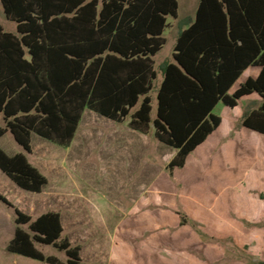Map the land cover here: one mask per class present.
<instances>
[{"label":"trees","instance_id":"1","mask_svg":"<svg viewBox=\"0 0 264 264\" xmlns=\"http://www.w3.org/2000/svg\"><path fill=\"white\" fill-rule=\"evenodd\" d=\"M1 1L17 33L0 24V138L10 131L29 153L33 133L69 147L90 109L119 123L129 118L141 133L154 126L156 138L177 150L168 165L173 174L220 125L222 118L213 113L219 102L235 107L253 92L264 99V0H200L195 19L179 32L173 60L160 65L155 118L154 56L166 43L168 16H178V0ZM252 65L262 67L260 75L230 95ZM242 124L264 134V101L245 112ZM0 168L27 191L41 192L48 183L23 153L9 155L0 147ZM0 200L13 206L1 194ZM15 212L10 251L51 264H89L81 247L63 238L59 212L36 219ZM181 221L204 235L196 222L185 216ZM36 243L65 252L66 263Z\"/></svg>","mask_w":264,"mask_h":264},{"label":"rangeland","instance_id":"2","mask_svg":"<svg viewBox=\"0 0 264 264\" xmlns=\"http://www.w3.org/2000/svg\"><path fill=\"white\" fill-rule=\"evenodd\" d=\"M178 1L179 17L184 15L183 10L190 11L197 2V0ZM0 23L7 31L16 32V23L7 19L1 0ZM177 30V23L173 21V27H169L164 34L166 44L155 58L156 70L159 73L151 92L153 118L157 116L158 109L157 89L161 81L159 66L165 60L173 58ZM245 104L246 102H243L242 107ZM223 108L224 105L221 103L215 113L226 116ZM132 111L134 112L135 109ZM240 124L242 125L241 122ZM240 124L237 127L241 126ZM89 128L98 137L86 139L85 135L89 132ZM154 130L152 126L151 131L154 132ZM124 132L121 124L86 109L76 141L70 148L61 147L35 135L32 144L36 153L29 156L15 143L13 136L9 133L3 139L2 145L8 143L10 149L23 151L36 167H40V171L52 184L56 181H65L66 184L72 181L77 186L78 196L82 194L96 202L98 213L93 214L94 221L89 222V227H92L91 232H94V236L89 238L90 242L99 243L106 256H111L110 250L114 243L117 244L118 256L123 258L120 264H158L157 259L164 261L167 253L161 234L166 227L173 233L181 231L174 239L182 241L185 245L183 249L188 253V264H258L264 261V222L248 220L244 211L248 205H252V210H255L259 198L264 199L263 188H238L236 194L235 191L230 194L228 188L214 186L216 177H210L206 186L201 189H196L191 184L185 185L184 180L169 174L166 160L172 148L164 144H162V150L157 152L156 172L149 173V170L144 169L150 157H153L152 153L144 158L140 157V161L137 162L133 152L117 154L115 147L106 148L107 143L111 145L114 142L107 141L108 137L122 135ZM100 134L105 135L103 141ZM249 142L248 147L260 149V146L252 140ZM200 152L194 154L192 158H196ZM247 158L248 166L252 170L264 169V146L262 152L254 151ZM152 161L153 159H151V165L154 163ZM244 163V161L240 162L239 166L244 167L246 165ZM192 165L194 166L191 163L188 168L189 172L187 169L178 171V177H185L190 173L197 174ZM154 177H156V189L165 186L164 178H170L171 183L166 184L163 189H158L157 194L160 197L157 202L147 206L142 205L138 213L140 217L135 218L133 203L140 199L141 192L154 193ZM256 181L258 182L257 179ZM10 182L15 185L13 181ZM22 192H25L29 199L32 198L31 200L40 199V195ZM150 196L149 194L148 198ZM20 197L26 198L23 194ZM246 199L251 201L245 203ZM104 216L116 217V220L109 221L110 224L121 223L122 226L124 224L123 234L114 237L99 226L97 227V222ZM182 216L187 217L191 222H196L204 235H200L191 223H182ZM164 219L167 220V225L161 222ZM152 220L155 222L154 225H150ZM23 227L28 229L27 225ZM155 241L157 242L154 243ZM40 249L45 254L56 255L66 260L65 252L58 250L54 245L41 244ZM154 249L157 251H153Z\"/></svg>","mask_w":264,"mask_h":264},{"label":"crops","instance_id":"3","mask_svg":"<svg viewBox=\"0 0 264 264\" xmlns=\"http://www.w3.org/2000/svg\"><path fill=\"white\" fill-rule=\"evenodd\" d=\"M199 3L200 0H197L196 5L193 8H190V11L183 10L184 15L182 17H179V11H178V16L176 18L173 16H168V27L165 29L164 34L169 27H173V21H176L178 30L176 33L177 37H176L175 45L180 30L182 28L187 27L186 25L188 23L187 20L195 19L199 7ZM4 30L7 31L5 28ZM7 32L16 34L17 23H16V32H12V31H7ZM174 50H175V46H174ZM158 53L154 56V60L158 55ZM170 60L172 61L173 58ZM155 67H156V62H155ZM261 71H262L261 66H257V65L249 66L238 78V80L234 83V85L231 87V89L229 90V94L230 95L234 94L237 91V89H239L241 85L244 84L249 78L256 79L260 75ZM160 77H161V81L158 87L160 86L163 80L162 72H160ZM263 101H264L263 97L258 92H253L251 94L242 96L238 100V105L235 107H230L224 104L223 102H219L214 108L213 113L216 114L215 113L216 108L222 103L224 105L223 111L226 114V116L223 115L222 113L216 114L222 118V121L218 126V128L214 130L210 135H208L206 140L202 144H200L192 153H190V155H188L186 163L183 167H176L173 171V174L170 173L169 174L171 176H175L178 179L184 180L185 185L191 184L196 189L204 188L207 182L209 181L210 177L213 178L216 177V185L214 184L216 188L217 187L228 188L230 194H233L234 191L236 194V190L238 188L260 187L264 189V169L258 168L256 171L252 170V168L248 166L249 159L247 158L250 157V155L254 151H256L257 153L262 152V148L264 146V134L255 131L253 129H250L244 126L243 124L242 125L240 124V122L242 123L243 121L245 112H252L254 110H258L261 104L263 103ZM243 102H246L244 107H242ZM85 112L86 110L84 111V114ZM83 118L80 122V125L78 127V130L71 145L69 147H64V148L72 147L74 141H76L75 139L77 138L78 132L82 126ZM129 121L130 119H127L122 123L115 121L116 123L121 124V126H123L125 132L122 135H114L113 137H108L107 141L112 140L114 142L111 145L107 143L106 148L115 147L117 149V154H119V152H126V151L133 152V157L137 160V162L140 161V157L144 158L146 155L148 154L150 155L152 153L153 157L152 158L150 157L149 163L148 165L145 166L144 170L146 169L149 170V173H151V171L156 172L155 159L157 156V152L158 150H162L163 147L162 144L164 145L166 144L159 141L156 138L155 130L154 132L150 131L148 134L141 133L139 131L132 129L129 125ZM238 124H240L241 126L237 127ZM4 126H5V120L3 116H0V127H4ZM8 133L13 136L15 143H17V145L21 147L23 151H25L29 156L35 155L36 153L35 147L34 144L32 143L34 141L35 135L37 134L35 133L32 134V138H31L32 152L29 153L24 149L22 145H20L16 141L14 135L10 131L6 132L0 138V147L9 155H15L18 153L24 154V152L21 150L10 149L8 143H4V145H2V141ZM95 134L92 132V129L89 128V132H87L85 137L86 139H90L97 135ZM99 136L103 141L105 135L100 134ZM251 140L255 144L259 145L260 149L256 150L255 148L248 147L247 144H249L250 143L249 141ZM115 142H117L118 145L117 143L114 144ZM243 142L245 144H243ZM6 148H8L11 151H9ZM171 148L172 150L170 156L166 160V163L168 165L177 154V150L173 147ZM199 152L200 155L198 154L196 158H192L194 154ZM27 158L29 162L33 164L28 156ZM151 159H153L152 162H154L152 165H151ZM243 161L245 162L244 164L246 165L244 167H240L239 163ZM191 163L194 164V166L193 165L192 166L193 169L196 170L195 173L197 174L193 175L190 173V175H186L185 177L183 176L178 177L177 174L178 171L181 170L183 171L187 169L189 172L188 168L191 166ZM200 166L202 169L200 168ZM58 173H60V171ZM9 179L11 178L0 168V194L6 197L13 204V206H9L0 200V264H51L38 259L27 257L19 253L12 252L8 249L9 244L15 238L17 232L18 225L16 223V212H15L16 208L19 209L21 212L31 216L34 219L38 218L42 214L49 211L59 212L64 227L63 237L67 238L73 246L81 247V257L84 262L89 264H120V262H123V258H121V256L120 257L118 256L119 252H118L117 244L115 243L113 244L110 250L111 256H106L104 254L105 251L102 250V246L99 243L90 242L89 238L91 236H94V232L93 233L91 232L92 227L91 228L89 227V222L94 221L93 214L98 213L97 210L98 206L96 202L91 201L89 198L84 197L82 194L78 196L77 186L76 184L72 183V181H69L68 184H66L65 181H61V182L56 181L52 184V182L48 180V183L44 186L41 192H32L21 188L12 179L11 180ZM256 179L258 180V182L256 181ZM154 180H155L153 187L154 193L141 192L139 194L140 199L134 202L135 204L133 203L134 206L133 214H135L136 216L135 218L140 217L138 213L142 209L141 208L142 205L147 206L150 203L157 202L158 197H160L157 194L158 189H163L164 187H166V184L169 185L171 183L170 178L169 179L164 178L165 186L156 189L155 186L156 177H154ZM10 181H13L17 186L13 185ZM8 189L10 191H8ZM22 191L32 192L36 195H40V199H38L37 201L31 200L32 198L29 199L28 197H26V194H24L25 192ZM22 194L26 198L20 197ZM149 194L151 196L148 198ZM250 201H251L250 199L244 200L245 203ZM256 204L257 205L255 206L254 211L252 210V205L250 206L245 205L246 206V209H244L246 213L245 215L246 218L250 221L262 223L264 222V199L259 198ZM112 219L116 220V217L110 218L109 216L107 217L104 216V218L101 219V221L97 222V227L99 226L100 229H103L108 234L117 237L119 234L120 235L123 234L122 231L124 230V224L123 226L121 225V223H116L115 225L110 224L109 221ZM130 222L134 223V221H130ZM161 222L164 223L165 225H167L168 223L166 219L162 220ZM154 223L155 222H153V220L152 222L150 221V225H154ZM67 224L69 225L68 227ZM24 229L27 230V228ZM180 232L181 231L173 233V231L169 230L167 227L164 230V232H162L161 238H164L163 245L166 248L165 251L167 255L164 261H161V259H157V263L159 262L160 264H188L187 263L188 253L183 249L185 245L183 244L182 241H179L178 239H174V237H177L179 235L178 233ZM156 242L157 241H155L154 243ZM40 245L41 244L36 243V247L39 250H41ZM159 246H161V244H159ZM149 251L151 250L149 249ZM153 251H157V250L154 249ZM46 255L56 256L50 254H46ZM58 258L65 263L67 261V257L66 260H63L60 257Z\"/></svg>","mask_w":264,"mask_h":264}]
</instances>
